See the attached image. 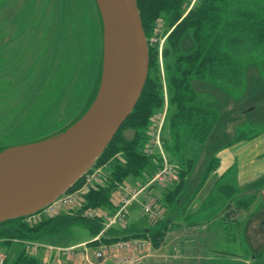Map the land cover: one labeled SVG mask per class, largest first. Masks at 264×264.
I'll return each mask as SVG.
<instances>
[{"label": "rangeland", "instance_id": "obj_1", "mask_svg": "<svg viewBox=\"0 0 264 264\" xmlns=\"http://www.w3.org/2000/svg\"><path fill=\"white\" fill-rule=\"evenodd\" d=\"M187 1L183 19L198 2ZM221 3L227 10L220 12V20L223 22L224 15L235 25L241 22L245 10L264 12V2L260 0H222ZM177 25L169 23L168 17L162 14L152 22L149 32L144 30L149 49V71L150 58L157 55L158 63L153 65L151 72L153 80L162 85L163 103L153 112L146 130L138 135L139 151L148 157H155L156 162L160 156L162 165H177L166 158L171 154L168 150L175 149V146H185V161L192 160L191 156L195 157L197 152L207 147V141L199 146L192 139L186 124L181 127L179 137L169 131L172 118L180 110L177 98L184 91V88L180 91L174 88L171 78L176 66L175 57L178 52L187 55L196 49L190 34L181 44L175 45L173 32ZM223 40L221 47L224 53H229L243 65V85L237 89L220 85L226 92L223 94L226 97L224 103L222 94L219 98V102L226 106V111L221 114V121L226 124L223 131L220 128L216 140L210 142V145L215 144L211 145L210 152H222L223 145L227 146L237 138H254L264 132V48L256 51L250 47L248 39L235 34ZM104 42V27L96 0H0V152L59 135L87 112L100 86ZM207 83L193 81L190 86L194 93L199 92L196 93L199 101L206 107L217 105L218 101L209 93L216 87L212 89L208 86L212 83ZM222 89L219 90L222 92ZM192 90H187L185 99L181 101L187 106L193 101L190 96ZM137 118L136 115L129 125L121 128L105 150V155L116 151L123 142L136 139ZM212 158L206 159L205 166L211 164L210 171L213 173L216 164ZM110 162L103 160L102 166H108ZM193 164L196 166V163ZM195 166L185 167L188 173L182 180L179 175L178 182L182 181L179 198L186 205L168 210L171 223L165 235L163 251L156 250L152 254V246V264H264V174L242 186L232 166L219 178L209 180L198 177L197 182H192ZM210 171L202 170L200 175H206L205 172L208 175ZM106 176L107 173L104 178ZM80 181L82 183L74 191L76 185L73 186V193L84 185V180ZM126 182L134 186V190L139 189L140 194L132 202L137 198L140 202L143 193H147L150 187L139 188L133 184L132 178ZM172 186L161 187L164 192L159 189V193L163 192L162 200L169 189L175 188ZM198 195L203 204H199L192 216L186 218L187 204ZM118 196L121 197L122 193ZM156 196L160 195L157 193ZM132 202L129 207L134 205ZM139 202L136 204L138 207ZM154 203L159 208L160 203ZM228 204L232 212L226 209ZM230 212L233 214L230 217L221 216ZM132 214L131 222L145 228L141 213L135 210ZM43 218L37 223L28 218L21 219L25 225L34 227L49 219ZM121 224L118 226H125L127 221ZM109 228L105 226L102 232ZM92 237L98 239L100 234L93 236L87 229L75 228L72 233L45 238L42 242L69 247L87 242ZM11 241L21 245L26 254L32 256L29 249L34 241ZM4 242L0 240V252L3 254ZM86 244L80 247L88 246Z\"/></svg>", "mask_w": 264, "mask_h": 264}, {"label": "trees", "instance_id": "obj_2", "mask_svg": "<svg viewBox=\"0 0 264 264\" xmlns=\"http://www.w3.org/2000/svg\"><path fill=\"white\" fill-rule=\"evenodd\" d=\"M221 2L222 0H198L187 17L183 19L186 12L185 6L188 4L187 0H137L143 28L146 32L150 31L152 22L156 18L158 19L160 15L165 14L169 23L178 24L173 32V36L176 37L175 45L181 44L189 34L196 45L194 53L186 55L178 52L175 57L176 66L171 78L175 85L174 88L179 91L184 88V91L180 98H177L179 100L177 105L180 110L174 115L172 121L170 120L171 124H173L170 125L169 131H172L175 136L178 134L179 137L181 127L186 124L192 139L199 146L208 141L214 123L217 122L218 118L216 111L208 106L206 107L202 101H199L198 95L194 93L190 86L191 82L197 80L205 81L217 85H227L234 89L243 85V65L229 53H224L222 50V42L226 36L235 34L246 38L250 42V47L256 51L264 48L263 10H249L250 12L245 10L243 13L246 15H242L241 22L235 25L229 19L227 21L224 15L223 22L222 19L220 20L219 16L222 15L220 12L223 9L224 11L227 10L226 7L222 6ZM260 2L263 3L264 0H260ZM156 56L152 57V59L150 58V71L144 91L133 113L124 124L125 126L129 125L137 115L138 125L135 124V126H138L136 129L137 137L131 142H123L120 148L110 152L108 156L105 155L107 153L106 150L98 160V162L100 161L98 166H102L103 160L111 161L106 170L105 182L108 187L102 186L99 190L90 192L86 196V209L102 208L109 212H114L116 207L113 205L111 196L118 185L124 184L128 178L145 180L159 170V160L156 162L155 157H148L139 151L140 139L138 137L141 131L146 130L153 112L162 107L163 103L162 85L157 80H153L151 72L153 65L158 63ZM179 62L184 63V65H179ZM187 90H192L193 92L190 95L193 101H190L191 103L188 106L185 102H181L185 99ZM181 145L178 148L175 146V149L172 148L168 152L172 154L169 155L171 160L181 166L180 179L182 180L188 173L187 170H184L185 167L191 168L194 160H190L191 162L185 161L187 152H184L185 146ZM81 183L82 181L77 182L73 190ZM181 183L182 181L178 185H174L175 188L169 189L164 195L163 202L168 207L167 210L171 211L170 208L176 207ZM229 215L233 214L230 213ZM103 221L104 219L102 218L90 220L78 214L49 218L34 227L22 223L21 218L2 223L0 224V240L6 241L2 247L5 248L4 251L9 255L7 256L6 264H40L38 258L27 255L21 245L14 244L10 240L40 241L46 237L72 233L75 228L87 229L91 235L95 236L104 228ZM170 223V219L166 218L154 224L148 231L112 228L107 232L102 242L112 243L117 240L148 235L157 248L164 242Z\"/></svg>", "mask_w": 264, "mask_h": 264}, {"label": "water", "instance_id": "obj_3", "mask_svg": "<svg viewBox=\"0 0 264 264\" xmlns=\"http://www.w3.org/2000/svg\"><path fill=\"white\" fill-rule=\"evenodd\" d=\"M96 2L105 41L97 95L65 132L0 152V224L36 214L64 194L101 157L141 98L149 49L137 0Z\"/></svg>", "mask_w": 264, "mask_h": 264}, {"label": "crops", "instance_id": "obj_4", "mask_svg": "<svg viewBox=\"0 0 264 264\" xmlns=\"http://www.w3.org/2000/svg\"><path fill=\"white\" fill-rule=\"evenodd\" d=\"M197 82L200 83L203 81L197 80ZM208 86H211L212 89L214 87H216V89H214L213 91L210 90L209 93H212L211 96L214 98V100L216 99L218 101L217 105H215V104L212 106L208 105V107L211 108L212 110L216 111L218 120L216 123H214V127L211 131V134L209 135V138L207 141V147L204 149L205 152L204 151L197 152L196 153L197 155L195 157L191 156V159L194 160V163H196V166H195V164H193L195 166V176H193L192 182H194V181L197 182L199 180L198 177H204V178L207 177V179H209V180H211L212 178H219V176H221L222 174H225L226 171H228V170L230 171L231 167L233 166V168H234L233 171L236 172V177H237V181H238L239 185H242V186L246 185L247 183H250V182L256 180L258 177H260L261 175L264 174V132L259 134L258 136L254 137V138H249V139L248 138H240V139L237 138L233 142H230L227 146L223 145L224 147H223L222 152H210L211 145L212 146L215 145L213 143L210 145V142H212L213 140H216L217 136L220 133V128H221V131H223L225 124H226V122L224 120L221 121V114H223V112L226 111L225 110L226 106L224 107V105L222 104V103H224V99L226 100L225 95H223L226 92L224 91V89L221 88L220 85L208 84ZM219 89H222L223 91L221 92ZM196 93L199 94V92H196ZM221 94H222V103H221V101L219 102V98L221 97ZM226 134L228 135L229 132ZM212 156H213L212 159L214 160V161L212 160V162L213 163L215 162V164H216L215 165L216 169H215V171L213 170V173L210 171L211 164H208L207 166H205L206 159L209 157H212ZM158 157H159L158 159L160 160V166L158 167V169L160 170L162 168L161 166L163 164V161H162L160 156H158ZM166 158L167 159L169 158L168 160L171 162V158H170L169 154H168V157L166 156ZM176 164L177 165H175V164H171V165L174 166L178 170L179 175H180V172H181L180 167L181 166L178 163H176ZM192 166H191V168H192ZM202 170H205V171L208 170V171H210V173H208V175H207V173L205 172L206 175L202 176V175H200ZM214 174L218 175V176L216 177ZM132 180L134 182L133 183L134 185L140 186L139 188H141L142 186H145V184L148 181V178H147V180L146 179L141 180L139 178H132ZM136 183H139V184H136ZM176 184L178 185L179 182H175V183H173V182L167 183L166 182V184H157V185L154 184L153 186H150L149 189L147 190L148 192L143 193L144 194L143 199L140 200V202H139V198H137L134 202H132V204H134V205L132 207L128 208L129 209V215H128V218L126 220L127 224L125 226H118V227L115 226L112 228H116V229H120V228L121 229H123V228L128 229V228H130V229L137 230V231H142V230L148 231L149 228H151L155 223H152V221L149 220L145 216L144 211H143V204H147L148 202H151V201H157L158 203H160L161 208L165 211L163 213V217L160 221H162L166 218H170L168 216L169 212L167 210V207L163 203L161 194L164 192L163 188L170 187V186L176 185ZM133 187H131V185H128V183L125 182L124 184L118 185L117 189L114 190V192L112 193V196H111V200L113 202V205H114V207H116L114 212H109L108 210L99 209V208H88V209H93L96 211L99 210L100 212H103L105 216H114L121 208V203H120L121 197L125 196L127 193H129V191L134 190ZM161 187H163V188H161ZM159 189H161L163 192L161 191V193H159ZM135 190H137V189H135ZM121 193H122V196L119 197L118 195ZM157 193L160 196H156ZM198 198H199V195L194 198L193 202H192V199H193L192 198L189 201V203L187 204L189 206V208L186 207L187 209H185L186 212L188 211V213H186V218L187 217L190 218L192 216L191 214L197 210L196 207L199 204H203V202H200V200H202V199H200V198L198 199ZM183 201L184 200H182V198L180 197L178 199V203L176 205V208H177V206H179L180 208H184L186 205V202L183 203ZM137 202H139L138 205L141 209H139V207L136 205ZM230 208H231L230 205L226 206V209L231 211L232 209H230ZM135 210H138L141 213V216L145 222V228L138 227V225H136V223L131 222V219L133 216L132 212ZM229 214H223L221 216L227 217ZM68 215H78V214L75 213V214H68ZM180 221H182V219H180ZM106 224H107V222H105V219H104V221H103L104 228H105ZM184 225L186 226L187 224H184ZM112 228H110V229H112ZM109 230L105 231V233L102 236H100V239L98 241H96V239H93V237H92L87 242H83V243H80L77 245H72L69 247H59V246L46 245L42 242V240L45 239V238H43L40 241L32 242L31 243L32 245L30 246L29 252L32 254L31 257L38 258L40 260V264H90L91 262L96 261V258H95L96 249H99L102 245H105V244L110 245V244H113V243H116L119 241L138 239V240H145L148 242V250H146V251L143 250L142 252H140V254H138V256L140 258H142V261L140 264H152V260H151L152 254L156 253V250L161 251V252L163 251L162 247L164 246V244L162 243V245L160 247L156 248L153 244L152 239L148 235L145 237H136V238H130V239L117 240V241H114L112 243H103L102 240L106 236V234ZM89 233H90V231H89ZM99 234H102V231ZM50 237H55V236H50ZM46 238H49V237H46ZM86 243L88 244V246L80 247L81 245L86 244ZM152 246H153L154 250H152V254H151ZM48 248H52V249L48 250ZM72 248H75V250H73V251L69 250L67 252H60L59 251L60 249H72ZM85 249H87V250H85ZM4 253L7 255V253L5 251H4ZM146 254H149L150 256L148 257ZM104 264H115V263H114V261H107Z\"/></svg>", "mask_w": 264, "mask_h": 264}, {"label": "built area", "instance_id": "obj_5", "mask_svg": "<svg viewBox=\"0 0 264 264\" xmlns=\"http://www.w3.org/2000/svg\"><path fill=\"white\" fill-rule=\"evenodd\" d=\"M105 169L106 166H103L92 168L91 170L87 171L82 177L84 180V185L82 186V188L76 190L74 193L72 191L68 192L58 199L52 201L39 213L27 217L28 220L37 223L38 221L44 219L43 217L54 218L56 216H59L61 213H81L83 217L90 220H94L96 218L105 219V222H107L106 226L108 228L122 225L121 223H125L129 215L128 204H130L140 194L139 190L129 191V193L121 198V208L116 213V215L113 216V218L105 216L104 213L100 212L99 210L96 211L93 209H84L87 203L86 196L89 194V192L99 190L102 185L104 187H107V184L105 182L106 177L104 178L106 174ZM153 175L154 177L152 176L148 178L145 186L149 187L151 185L153 186L154 184H165L168 180L173 183L179 181L178 170L174 166L169 164L162 165V168ZM131 196H133L132 199H129ZM154 202L155 201H151L145 204L143 211L145 216L149 220H151L152 223L156 224L162 219L163 211H161V206H159V208L161 209L160 210ZM104 233L105 231H103L100 236H102ZM99 239L100 238L96 239V241H98ZM50 249L52 248H48V250ZM69 250L73 251L75 250V248L60 249L59 251L67 252ZM143 250H148V242L145 240L131 239L119 241L110 245L105 244L95 252L96 261L91 262L90 264H104L107 261H114L115 264H140L142 258H140L138 254H140V252H142ZM6 261L7 256L0 252V264H6Z\"/></svg>", "mask_w": 264, "mask_h": 264}, {"label": "bare ground", "instance_id": "obj_6", "mask_svg": "<svg viewBox=\"0 0 264 264\" xmlns=\"http://www.w3.org/2000/svg\"><path fill=\"white\" fill-rule=\"evenodd\" d=\"M116 75H117V79L119 80H121L124 75V66L123 63L120 61V59L117 60Z\"/></svg>", "mask_w": 264, "mask_h": 264}]
</instances>
